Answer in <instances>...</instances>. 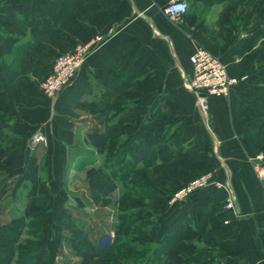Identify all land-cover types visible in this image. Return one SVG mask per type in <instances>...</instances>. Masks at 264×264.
Masks as SVG:
<instances>
[{
    "label": "crops",
    "instance_id": "0c3cea01",
    "mask_svg": "<svg viewBox=\"0 0 264 264\" xmlns=\"http://www.w3.org/2000/svg\"><path fill=\"white\" fill-rule=\"evenodd\" d=\"M168 2L0 0V158L10 163L0 174L13 177L10 204L1 206L0 214L22 192L28 206L43 212L37 194L47 189L40 185L41 168L31 167L33 159L39 163L43 157L50 173L61 167L58 161L50 167V160L63 156L72 166L99 163L100 174L112 158L146 160L153 167L169 165L173 170L164 169V175L181 180L179 185L204 173L219 185L171 202L173 184L146 181L167 194L135 203L150 210L136 216L144 227L134 241L156 248L176 225L179 239L162 264H264V220L258 219L264 190L251 161L264 152V0H188L187 15L177 22L164 13ZM99 35L104 41L73 82L56 98L45 96L39 80L55 56ZM199 46L240 78L229 97L209 96L207 114L185 86L192 75L190 56ZM39 131L48 137L49 149L42 155L40 145L30 155ZM62 197L56 198L59 205ZM230 197L233 207L227 209ZM79 201L68 204L78 210ZM84 208L91 212L90 204ZM69 218L75 222L80 216ZM114 236L112 229L99 237ZM95 243L93 253L101 262L125 264L115 249L100 256Z\"/></svg>",
    "mask_w": 264,
    "mask_h": 264
},
{
    "label": "rangeland",
    "instance_id": "374dc122",
    "mask_svg": "<svg viewBox=\"0 0 264 264\" xmlns=\"http://www.w3.org/2000/svg\"><path fill=\"white\" fill-rule=\"evenodd\" d=\"M70 50L65 52H69ZM62 53L64 52L57 54L55 58ZM39 82H41V79L39 80ZM54 98L52 97L51 99ZM47 142L48 137L46 142L44 141L38 144H31V147L29 148L30 155H34V153L38 152L37 149L40 145H43V148H40L39 152H41L42 155H45V153L43 154V152H47V150L49 149L46 147V145H48ZM65 155L67 154L65 153ZM69 159L63 156L62 159L50 160V167L52 168H54L53 166L55 163H57V161L58 165L60 162V172L56 171V173L49 172L50 170L45 166V159L43 157L41 158L39 163L38 159H33L31 167L37 166L41 168L40 173L42 174H40V177L42 179L40 185L42 184L43 189H47L45 192L39 193L40 195L37 194V196L39 197L38 205H44L40 208V210L43 212L38 211V209H35L33 206H28L27 196H25V194L22 192L20 199L16 201L15 205H13V207L11 206L12 208H4L2 215L0 214V224H2L0 226V235H4V233L8 232L6 230V224H8L12 227H17V229L19 230V233H17L18 238L16 243L20 244L21 247H28L29 244L27 243H30L33 240H37V251H40L41 254L37 255L36 259L33 261V264H77L85 254L90 256L92 264H104L103 262H101L102 259L98 257L97 254L93 253L92 241L93 239L94 241H96L95 244H97L98 249L103 248L108 241L111 244L109 245L110 247L108 248V250L110 248H116L114 239L104 240L99 236L105 232H110L112 229L115 230L114 227L119 221L117 202L118 199L123 195V193L126 192L128 195L132 194L133 198L143 200L145 202L144 204H147L146 202H148L149 200L157 197L161 198L160 194L166 195L167 192H157L152 190L145 184L146 181H153L157 182L158 184L166 185L173 184L175 188L180 186V183L178 184L177 182L181 180H173V178L171 179L164 175V169L169 170V172H172L173 170L169 168L170 166L167 164H160L159 166L153 167L151 163L147 162L146 160H144L145 162H136L139 167H144L147 169L144 172L143 178V183L146 185V188L144 190H137V188L140 186V178L137 177L136 179L131 177V179L128 180V185H123L122 181L119 180L122 173L124 172L123 171L120 174V168H123V166H125L127 160H122L120 163L118 159L112 158L105 164V167H103V169L105 168L104 170L106 171V173H111L110 170L115 171V173L117 172L116 178H114L112 173L110 176L115 183L117 182L116 184H114L111 182L112 180L107 181L102 174L97 173L96 170L99 163L92 166L90 165L89 167H79L78 165H69V162L71 161ZM129 160L131 159H128V162H132ZM9 164L10 163L8 159L0 158V172H5L7 170L6 167H8ZM101 166H103L102 163ZM73 169H75V173H72L71 170ZM124 173L126 174L124 177H126L128 173ZM182 174L183 173H181V175ZM6 176L0 174V211L3 209V207L1 206L10 204L9 191L11 183L9 182V179H13V177L7 180L5 179ZM37 179L39 180V178ZM48 184L51 186L50 189L48 188ZM126 186L129 187L127 188ZM139 195L143 197H140ZM61 196H63L62 198L65 202L59 205V201L56 198ZM81 196L84 198V202L79 201ZM69 200L73 201V204L79 201L82 204L79 206L81 209L77 210V208H72L71 206H69ZM135 203L133 204L134 206L132 207V209H130V212L135 216H137L138 214H145L146 212L144 213V211L146 209L150 210L148 206H144V208H141L135 205ZM89 204L91 206L90 213L87 212L84 208L85 205ZM77 215L80 216V221L78 219L75 222L70 221L71 219L69 217H76ZM24 217H26L27 219L24 220ZM54 218H58L57 224L53 222ZM55 224L59 226L58 229L56 228ZM15 227H13V229ZM56 232H60V234L56 235ZM85 232L89 234L88 237L90 239H85L83 235V233ZM39 235L42 237L38 238ZM16 253H18L17 250ZM2 256L3 254L0 253V259L2 258ZM0 264H4L3 261H0Z\"/></svg>",
    "mask_w": 264,
    "mask_h": 264
},
{
    "label": "built area",
    "instance_id": "2783aa9c",
    "mask_svg": "<svg viewBox=\"0 0 264 264\" xmlns=\"http://www.w3.org/2000/svg\"><path fill=\"white\" fill-rule=\"evenodd\" d=\"M189 8L188 0H169L164 7V13L172 20L179 21ZM104 36L99 35L94 41L86 44H78L69 52H64L55 58L54 65L49 74L40 82L42 93L50 98L56 97L65 87L70 85L78 74V71L87 56L96 49ZM192 63V75L185 81V86L195 95L197 104L204 114L210 109L209 96L229 97L232 88L240 82V78L232 76L226 63L212 50L199 46L190 56ZM46 142L47 136L42 132L33 135L31 144ZM254 169L263 183L264 190V152L251 158ZM211 173L195 176L188 182L176 188L170 197L171 202L186 200L189 196L204 189L208 185L219 183L212 180ZM233 207V198L227 199L225 208ZM228 222V220H226Z\"/></svg>",
    "mask_w": 264,
    "mask_h": 264
},
{
    "label": "trees",
    "instance_id": "16d2710c",
    "mask_svg": "<svg viewBox=\"0 0 264 264\" xmlns=\"http://www.w3.org/2000/svg\"><path fill=\"white\" fill-rule=\"evenodd\" d=\"M185 15H187V12L185 13ZM191 23H193V21H191ZM51 70L47 74H49ZM47 74H45L41 78V80ZM129 161L132 162H128L127 160L125 166H123L121 171L127 172L128 175L123 178L120 177L119 180L122 181L123 185H128V180L131 179V177L136 179L138 177L140 178L141 182L139 183L140 186L137 188V190H144L146 188V185L143 183V178L144 172L147 169L144 167H139L136 162H133V160ZM100 171L107 181L112 180V178L110 177L111 173L113 174L114 178L117 177V172L115 173V171L113 170H110L111 173H106V171L101 168ZM132 196V194L128 195L125 192L117 202L119 221L116 224L114 230L116 256L118 259L123 260L126 264H130L133 262V264H162L165 259L167 250L179 239V237L177 236V231L179 228L176 225L173 226L169 233L158 242L156 248L151 247L150 243L148 242L134 241L133 238L135 237V235L142 231L144 224H142V222L130 212V209H132V207L134 206L133 204L139 200L133 198ZM1 225L2 224H0V226ZM13 227L6 224V230L8 232L4 233V235H0V253L3 254L0 261H3L4 264H33V261L36 259L37 255L41 254L40 251H37V240H33L30 243H27L29 244L28 247H21L20 244L16 243L18 238L17 233H19V230L17 229V227H15L14 229ZM40 237L42 236L39 235L38 238ZM109 245L111 244L108 241L103 248L98 249V253L100 256L105 257L108 248L110 247ZM16 250L18 251V253H16ZM103 263L110 264V260L104 258ZM77 264H92V260L89 255L85 254Z\"/></svg>",
    "mask_w": 264,
    "mask_h": 264
},
{
    "label": "water",
    "instance_id": "95a60500",
    "mask_svg": "<svg viewBox=\"0 0 264 264\" xmlns=\"http://www.w3.org/2000/svg\"><path fill=\"white\" fill-rule=\"evenodd\" d=\"M258 219L260 223L264 220V210L258 213Z\"/></svg>",
    "mask_w": 264,
    "mask_h": 264
}]
</instances>
